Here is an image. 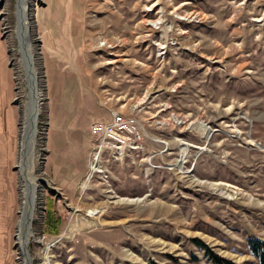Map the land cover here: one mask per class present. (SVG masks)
<instances>
[{"label":"rangeland","instance_id":"rangeland-1","mask_svg":"<svg viewBox=\"0 0 264 264\" xmlns=\"http://www.w3.org/2000/svg\"><path fill=\"white\" fill-rule=\"evenodd\" d=\"M18 6L0 0L14 114L13 127L0 122V158L11 155L0 168V264H25L19 138L30 88ZM28 12L42 91L32 264H213L212 252L259 264L249 240L264 242V0H30ZM58 73L81 89L93 144L74 185L47 163ZM117 113L135 120L127 138L142 145H108L92 163L91 126Z\"/></svg>","mask_w":264,"mask_h":264},{"label":"crops","instance_id":"crops-1","mask_svg":"<svg viewBox=\"0 0 264 264\" xmlns=\"http://www.w3.org/2000/svg\"><path fill=\"white\" fill-rule=\"evenodd\" d=\"M3 63V53L0 50V117L2 116L0 122L3 121L5 122L3 125L13 127V110L8 106L7 92H4L5 89H9L8 70ZM81 94V89L71 84L67 77L59 73L48 77L47 116L50 153L47 163L52 170V176L67 185H74L77 182L76 178L81 177L83 169L89 163L88 156L93 147L87 129L89 119L84 116L86 102L82 100ZM8 163H11V155L0 158V168L3 165L6 168Z\"/></svg>","mask_w":264,"mask_h":264},{"label":"bare ground","instance_id":"bare-ground-1","mask_svg":"<svg viewBox=\"0 0 264 264\" xmlns=\"http://www.w3.org/2000/svg\"><path fill=\"white\" fill-rule=\"evenodd\" d=\"M30 0H19L18 12L20 19V31L23 38L22 60L27 72L30 92L27 108L20 104L22 111V127L19 138V156L21 166V178L23 182V201L21 205L20 218L18 221L17 244L19 254L25 264H32L29 254L30 239L33 236L32 221L35 217L36 199L38 185L34 177L35 168V145L38 132L37 125L42 106V91L39 86L38 72L35 68V54L30 42ZM100 157L96 155L92 163L99 162ZM92 169H97L93 165Z\"/></svg>","mask_w":264,"mask_h":264},{"label":"built area","instance_id":"built-area-1","mask_svg":"<svg viewBox=\"0 0 264 264\" xmlns=\"http://www.w3.org/2000/svg\"><path fill=\"white\" fill-rule=\"evenodd\" d=\"M137 126L135 120L127 118L124 115L117 113L112 122H97L92 124L91 133L96 136L94 149V158L98 155L101 158L105 147L111 145L117 150H122L124 146L137 149L142 144L139 142L140 135L134 140H128L127 136L136 133ZM100 170V169H99Z\"/></svg>","mask_w":264,"mask_h":264},{"label":"trees","instance_id":"trees-1","mask_svg":"<svg viewBox=\"0 0 264 264\" xmlns=\"http://www.w3.org/2000/svg\"><path fill=\"white\" fill-rule=\"evenodd\" d=\"M249 247L252 254L258 259L259 264H264V242L258 239H250ZM210 257L213 264H232L230 261L213 252Z\"/></svg>","mask_w":264,"mask_h":264}]
</instances>
